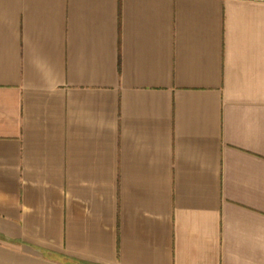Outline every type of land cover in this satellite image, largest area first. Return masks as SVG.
Instances as JSON below:
<instances>
[{"label":"crops","instance_id":"crops-1","mask_svg":"<svg viewBox=\"0 0 264 264\" xmlns=\"http://www.w3.org/2000/svg\"><path fill=\"white\" fill-rule=\"evenodd\" d=\"M0 264H264V0H0Z\"/></svg>","mask_w":264,"mask_h":264}]
</instances>
